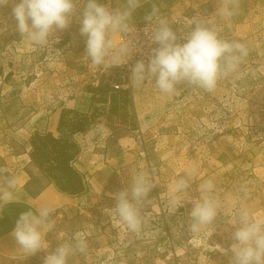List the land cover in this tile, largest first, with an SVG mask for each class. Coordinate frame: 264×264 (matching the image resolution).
<instances>
[{
    "label": "rangeland",
    "instance_id": "374dc122",
    "mask_svg": "<svg viewBox=\"0 0 264 264\" xmlns=\"http://www.w3.org/2000/svg\"><path fill=\"white\" fill-rule=\"evenodd\" d=\"M18 2L0 5V201L16 187L37 192L55 183L54 170L42 172L30 159V140L46 131L55 113L62 116L64 138L77 143L73 165L84 186L49 215L45 249L0 255V264H43L65 244L73 248L67 264H231V237L242 211L264 221V0H140L132 21H148L155 8L158 17L167 16L178 43L201 23L247 49L213 91L181 83L174 94L161 92L154 78L113 89L119 72L101 67L98 84H92L98 67L86 58L79 31L86 0H76L69 26L43 46L16 31L12 7ZM111 2L115 9L126 4ZM225 8L231 16L221 14ZM79 122L82 130L70 132ZM139 174L154 186L132 201L141 224L131 231L115 211L114 195L130 196ZM179 179L188 188L172 213L171 189ZM209 182L211 191L204 188ZM205 199L218 205L217 216L193 232L191 209Z\"/></svg>",
    "mask_w": 264,
    "mask_h": 264
},
{
    "label": "clouds",
    "instance_id": "9594fccd",
    "mask_svg": "<svg viewBox=\"0 0 264 264\" xmlns=\"http://www.w3.org/2000/svg\"><path fill=\"white\" fill-rule=\"evenodd\" d=\"M9 0H0V5ZM140 6V0H126L123 8L111 10L98 0H86L80 18V34L85 37V55L95 67L106 70L128 63L132 56V44L123 39L126 34L133 32L131 25L132 13ZM76 0H19L12 7V16L16 21V31L27 36L36 45H46L49 37L57 30H65L75 14ZM222 15L231 16L227 8ZM156 19V25L150 32V39L157 45L153 49L147 65L137 61L131 66L130 82L139 87L145 81H153L163 93L174 94L177 85L186 83L196 85L206 91H213L221 75L234 71L240 60L247 55V49L239 42H228L219 38L215 29L201 23L194 25L183 43L177 42L175 32L167 20L157 16V10L152 9L145 19L150 23ZM119 34L122 39H113ZM15 180H9L10 187L15 186ZM148 178L139 174L135 177L131 193L119 192L114 195L115 211L121 221L131 231H138L141 220L138 210L132 201H139L147 196L153 188ZM211 182L204 188L213 189ZM188 188L184 179L175 182L171 189V212L174 213L182 201L178 194ZM10 199V197H9ZM218 205L212 200L205 199L196 203L191 209V230L198 232L204 225L212 223L217 216ZM50 209L47 207L33 212H23L19 215L13 229L16 243L28 255L45 249V231L51 228L47 223ZM233 243L231 264H264V221L251 220L246 210L240 215V223L232 233ZM79 251L85 250L83 240L77 244ZM219 251L225 252L223 248ZM73 248L70 245L57 246L48 253L43 264H67Z\"/></svg>",
    "mask_w": 264,
    "mask_h": 264
},
{
    "label": "crops",
    "instance_id": "0c3cea01",
    "mask_svg": "<svg viewBox=\"0 0 264 264\" xmlns=\"http://www.w3.org/2000/svg\"><path fill=\"white\" fill-rule=\"evenodd\" d=\"M75 109L86 111L84 108ZM54 116L53 122L46 131H50L56 136L59 115L55 113ZM8 194L11 195L0 201V255L11 258L28 255L16 243L13 236L15 222L21 213L31 211L37 214L39 209L47 207L51 214L70 203L76 195L59 190L52 182L46 183L37 192H30L26 187H16L9 190Z\"/></svg>",
    "mask_w": 264,
    "mask_h": 264
},
{
    "label": "trees",
    "instance_id": "16d2710c",
    "mask_svg": "<svg viewBox=\"0 0 264 264\" xmlns=\"http://www.w3.org/2000/svg\"><path fill=\"white\" fill-rule=\"evenodd\" d=\"M61 117L58 123V135L50 131L36 132L30 140L32 148L30 159L42 172L54 170L50 175L54 178L59 190L77 194L82 191L84 183L81 174L73 165L78 146L75 141L65 139L62 135ZM82 130V123L70 128V132ZM48 181L47 183H49Z\"/></svg>",
    "mask_w": 264,
    "mask_h": 264
},
{
    "label": "built area",
    "instance_id": "2783aa9c",
    "mask_svg": "<svg viewBox=\"0 0 264 264\" xmlns=\"http://www.w3.org/2000/svg\"><path fill=\"white\" fill-rule=\"evenodd\" d=\"M106 5L111 9L115 10V8L112 5L111 0H105ZM159 18L167 20V16H161ZM131 25L133 27V32L126 34L123 39H128L131 41L132 44V56L131 59L128 61L127 64L119 66V67H113L108 70L101 67L100 71H109V70H117L119 72L120 80H112L111 86L113 89H133L135 88L132 86L130 82V69L131 66L135 64L137 61H143L146 65L149 61L150 56L153 54V49L157 47V45L150 39V32L156 25V19H153L150 23L149 21L137 23L131 20ZM117 41L122 39L119 34H116ZM99 68L94 69L95 72H93V78L94 81L92 84L97 85L99 82V77L97 76L96 71Z\"/></svg>",
    "mask_w": 264,
    "mask_h": 264
}]
</instances>
